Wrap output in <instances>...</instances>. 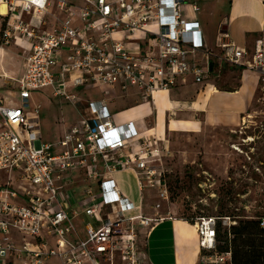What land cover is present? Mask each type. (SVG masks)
<instances>
[{
    "label": "built area",
    "instance_id": "1",
    "mask_svg": "<svg viewBox=\"0 0 264 264\" xmlns=\"http://www.w3.org/2000/svg\"><path fill=\"white\" fill-rule=\"evenodd\" d=\"M79 1L0 0L7 9L6 15H0V52L16 44L24 49L25 62L24 75L18 81L10 78L18 84L20 103L0 95V174L6 176L0 185V264H10L12 255H24L25 264H49L52 258L62 264H145L148 257L136 225L151 229L162 217L151 219L141 212L128 216L137 208L124 196L114 175L136 169L141 191L157 189L166 201L164 161L169 149L161 146L165 140L138 131L133 122L118 124L109 110V94L111 89L126 93L136 88L154 101L158 92H168L189 77L203 84L215 70L212 64L204 67L192 58L198 52L208 59L215 55L204 43L200 23L184 15V0ZM92 17L96 20L89 22ZM76 20L89 24L79 28ZM89 28H100L97 40L88 38ZM119 32L129 40H147L149 48L129 50L116 39ZM218 47L226 64H243L247 52L227 35ZM65 51L70 54L62 60ZM250 67L264 77L262 40L256 43ZM70 74L79 76L68 85ZM99 87L104 97L81 107L73 89ZM47 88L81 114L78 124L56 142L44 141L41 124L32 122L40 116L42 105L29 110L33 94ZM99 159L104 173L97 170ZM72 171L83 172L87 182L100 183L103 200L86 214L101 213L103 224L100 228L89 224L86 240L78 234L74 224L78 214L65 193L73 182ZM87 192L93 195L92 190ZM229 221L223 223L227 228L236 224ZM217 223L207 216L195 223L202 263L233 264L231 252L217 253ZM45 231L54 240L53 247L43 239ZM13 233L22 239L21 245L13 240Z\"/></svg>",
    "mask_w": 264,
    "mask_h": 264
},
{
    "label": "crops",
    "instance_id": "2",
    "mask_svg": "<svg viewBox=\"0 0 264 264\" xmlns=\"http://www.w3.org/2000/svg\"><path fill=\"white\" fill-rule=\"evenodd\" d=\"M80 3L79 0H73ZM114 1V0H111ZM184 15L191 20H197L203 32L204 43L207 48L214 52V57L208 59L203 52H198L194 58L204 67L208 63L212 64L215 69L217 80L210 79L203 84H198L192 77L186 82L180 81L177 86L168 92H158L155 99L149 100L142 96L136 88H130L124 93L119 88L111 89L108 100L109 110L116 122L120 125L133 122L140 132L149 131L148 135L157 134L160 139L166 141L161 146L169 143L167 134L169 133H190L196 134L202 128L215 126H229L232 123L239 122L242 116L253 107L256 100L257 91L260 86V73L253 70L250 66L254 61V52L256 43L259 40L264 41V1L263 0H230L228 9L221 12V7L226 0H184ZM193 6L199 7V11H194ZM7 10V9H6ZM1 15V14H0ZM47 19L52 22L50 16ZM1 20V19H0ZM92 17L89 22H94ZM215 22L214 30L216 35H211V23ZM76 20L74 25L84 28L86 24ZM1 30L3 28L2 20L0 22ZM155 28L154 26L151 27ZM100 28H89L87 31L88 38L98 39ZM227 35L229 40L233 41L237 47L247 52L241 66H232L224 62L222 53L219 49V42L222 36ZM116 39L126 45L129 50L142 52L146 51L148 42L145 39L129 40L125 37L124 32H119ZM12 48L21 54L15 56L14 51L7 49L0 52V79H3L2 88L5 90L3 97H7L17 103L14 99L18 98V84L12 81L14 88L8 91L7 80L10 78L18 81L25 73V62L23 59L24 49L11 44ZM12 54L13 56H11ZM70 52L65 51L61 56L65 60ZM20 68V73L14 72V68ZM224 73H236L239 86H234L232 79H227L224 83L217 81L221 79ZM78 74L68 76V85ZM79 96V105L89 101L101 100L103 90L99 88H81L73 89ZM97 96V97H95ZM57 99V98H56ZM122 103L121 107H118ZM69 103V102H67ZM83 103V104H82ZM70 104V103H69ZM72 105L80 115V119L64 127L63 133L52 141L56 142L63 137L66 129L77 125L81 120L79 110ZM167 157L168 154L165 153ZM97 170L104 173L103 161L99 159ZM73 182L65 189L66 197L69 200L70 208L78 216L74 217V224L81 239L88 238V225L100 228L103 224L101 213H96L93 217L87 216L86 211L96 203H101L102 194L100 183L98 181H86L85 174L81 171H72L69 174ZM119 188L124 196L136 207V212H141L145 217L155 219V208L150 199L154 190L141 191L139 186V175L136 169L118 172L114 175ZM143 178V177H142ZM6 181L5 174H0V185ZM134 182L138 188V194H131L127 189V182ZM92 190L96 198L87 191ZM159 192V191H158ZM139 196V201L135 204L131 201ZM131 197V198H130ZM148 212V214L146 213ZM173 213V211H172ZM174 214V213H173ZM162 215V220L155 223L151 229H146L140 224L136 225L137 232L144 235L143 245L148 257L145 264H202V254L199 244V235L195 225L186 220L175 216V214ZM13 240L21 245L22 239L13 233ZM3 235L0 233V240ZM44 240L48 241L50 246L55 245L54 240L44 233ZM71 242H76L74 235H69ZM39 242H41L39 240ZM25 256L18 257L12 255L9 259L10 264H25ZM49 264H62L59 258H52Z\"/></svg>",
    "mask_w": 264,
    "mask_h": 264
},
{
    "label": "rangeland",
    "instance_id": "3",
    "mask_svg": "<svg viewBox=\"0 0 264 264\" xmlns=\"http://www.w3.org/2000/svg\"><path fill=\"white\" fill-rule=\"evenodd\" d=\"M229 1L226 0L221 12L228 9ZM214 27L213 21L210 27L212 37L216 35ZM4 49L13 50L15 56L21 57L12 46ZM20 71V68H14L16 74ZM229 78L234 86H239L236 73H224L217 86ZM260 78L253 107L239 122L202 128L196 134H167L169 152L164 167L169 199L162 200L158 190H154L150 199L156 217L174 213L189 221L202 216L214 217L219 221L222 214L232 215V219L221 218L222 224L228 219L232 224L243 219L264 218V77L260 75ZM2 84L3 79H0L1 94L5 92ZM7 84L8 91L15 87L11 80H7ZM14 100L20 103L18 98ZM38 105H42L41 114L32 118V122L41 124L44 141H54L63 133L65 126L80 119L72 105L53 97L51 88L33 94L29 110ZM118 105L121 107L122 103ZM126 186L131 194H138L134 182L128 181ZM131 199L135 204L139 196ZM158 205L161 206L157 209ZM223 227L226 226L223 224ZM138 236L139 240H144L141 232H138Z\"/></svg>",
    "mask_w": 264,
    "mask_h": 264
},
{
    "label": "trees",
    "instance_id": "4",
    "mask_svg": "<svg viewBox=\"0 0 264 264\" xmlns=\"http://www.w3.org/2000/svg\"><path fill=\"white\" fill-rule=\"evenodd\" d=\"M217 75L214 70L212 78L216 79ZM226 217L231 218L232 215L222 214L217 223V253L231 252L233 264H264V228L261 227V218L233 221L236 224L227 228L221 222V218ZM199 218L184 220L195 225Z\"/></svg>",
    "mask_w": 264,
    "mask_h": 264
},
{
    "label": "bare ground",
    "instance_id": "5",
    "mask_svg": "<svg viewBox=\"0 0 264 264\" xmlns=\"http://www.w3.org/2000/svg\"><path fill=\"white\" fill-rule=\"evenodd\" d=\"M0 14L1 15L7 14V10H6V7L4 5H0Z\"/></svg>",
    "mask_w": 264,
    "mask_h": 264
}]
</instances>
